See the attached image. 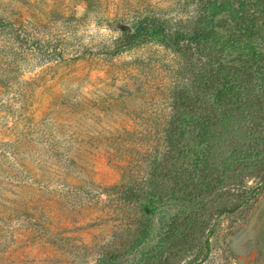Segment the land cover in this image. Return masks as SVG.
Segmentation results:
<instances>
[{
  "label": "rangeland",
  "instance_id": "rangeland-1",
  "mask_svg": "<svg viewBox=\"0 0 264 264\" xmlns=\"http://www.w3.org/2000/svg\"><path fill=\"white\" fill-rule=\"evenodd\" d=\"M194 10L193 0H0V21L20 29H0V264H94L105 249L120 254L115 264H195L205 236L199 264H264V186L221 215L215 197L203 223L160 254L146 252L153 242L125 251L143 216L123 209L114 187L142 179L174 85L189 87L203 66L195 46L175 56L155 36L115 53L114 44L141 16L186 29ZM177 209L154 216V226L170 228Z\"/></svg>",
  "mask_w": 264,
  "mask_h": 264
},
{
  "label": "trees",
  "instance_id": "trees-1",
  "mask_svg": "<svg viewBox=\"0 0 264 264\" xmlns=\"http://www.w3.org/2000/svg\"><path fill=\"white\" fill-rule=\"evenodd\" d=\"M193 4L189 28L176 29L171 20L146 14L114 44L115 53L155 36L175 56L195 46L203 66L189 87L174 85L172 112L157 117L156 143L143 152L141 160L149 169L142 179L114 187L119 205L143 216L138 225L130 224L134 238L125 250L128 254L150 242L146 252L160 254L167 240L178 241L194 224L203 223L206 205L215 197L224 199L217 208L216 215H221L248 204L264 186V0ZM8 26L20 30L9 20L0 21V29ZM252 172L261 173L260 181L248 187L246 177ZM231 193L236 201L225 204ZM174 207L178 209L170 213L171 227L158 230L153 217ZM182 216L186 219L177 224ZM203 245L195 264L206 258L207 236ZM119 255L102 250L94 264H115ZM151 260L161 264L166 259Z\"/></svg>",
  "mask_w": 264,
  "mask_h": 264
}]
</instances>
